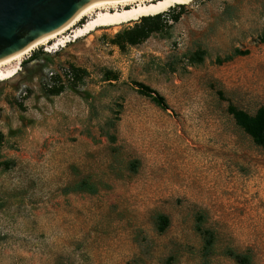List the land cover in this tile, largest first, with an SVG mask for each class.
<instances>
[{"label":"rangeland","instance_id":"rangeland-1","mask_svg":"<svg viewBox=\"0 0 264 264\" xmlns=\"http://www.w3.org/2000/svg\"><path fill=\"white\" fill-rule=\"evenodd\" d=\"M263 32L264 0H194L23 56L0 82V264H264V146L229 111L264 107Z\"/></svg>","mask_w":264,"mask_h":264},{"label":"water","instance_id":"water-1","mask_svg":"<svg viewBox=\"0 0 264 264\" xmlns=\"http://www.w3.org/2000/svg\"><path fill=\"white\" fill-rule=\"evenodd\" d=\"M97 1L105 0H0V61L63 28Z\"/></svg>","mask_w":264,"mask_h":264},{"label":"bare ground","instance_id":"bare-ground-1","mask_svg":"<svg viewBox=\"0 0 264 264\" xmlns=\"http://www.w3.org/2000/svg\"><path fill=\"white\" fill-rule=\"evenodd\" d=\"M194 0H105L85 5L76 17L63 28L40 38L33 44L0 61V82L16 77L22 70V58L29 54L39 45L48 43L51 39L66 32L75 26L84 17H89L86 23L74 32L71 41L91 34L100 28L114 26L117 29L120 25L138 20L145 16L157 15L168 11L177 4H191ZM68 46V43L65 44ZM51 48L49 49V51ZM32 65L25 66V71L30 70ZM23 71V70H22Z\"/></svg>","mask_w":264,"mask_h":264},{"label":"trees","instance_id":"trees-1","mask_svg":"<svg viewBox=\"0 0 264 264\" xmlns=\"http://www.w3.org/2000/svg\"><path fill=\"white\" fill-rule=\"evenodd\" d=\"M147 19V18H145ZM178 19V17H176ZM153 30L143 27L140 29H133L127 33L126 38L130 42V44H136L140 40L146 38L150 32ZM261 41L264 42V32L260 37ZM249 49H240L236 48L234 53L231 55H227L224 58L218 57L217 62L223 63L232 59L237 55H247L249 54ZM205 59V52H197L191 58L192 62H202ZM140 85V92L151 97V99L159 106L163 108H167V103L165 97L161 95L156 89L146 85L144 83H138ZM229 111L233 114L234 119L238 125H240L244 130L253 138V140L259 144L264 146V107L258 109L255 114H250L243 109H238L235 106H230ZM68 192V191H66ZM166 224V222H165ZM163 229V228H162Z\"/></svg>","mask_w":264,"mask_h":264},{"label":"built area","instance_id":"built-area-1","mask_svg":"<svg viewBox=\"0 0 264 264\" xmlns=\"http://www.w3.org/2000/svg\"><path fill=\"white\" fill-rule=\"evenodd\" d=\"M72 39L74 38V33L73 30H71V32L69 33H63L61 34V38H59V40L57 42H55L53 45L50 46L51 50L57 51L60 48H63L65 46V44L70 43ZM49 47L45 48L46 51L50 52L49 50H47ZM55 75V71L51 70L50 71V78L52 79L53 76Z\"/></svg>","mask_w":264,"mask_h":264}]
</instances>
